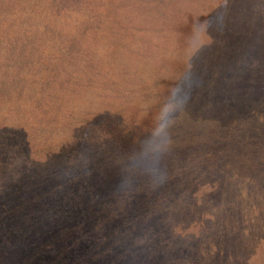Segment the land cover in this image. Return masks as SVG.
<instances>
[{"label":"rangeland","instance_id":"374dc122","mask_svg":"<svg viewBox=\"0 0 264 264\" xmlns=\"http://www.w3.org/2000/svg\"><path fill=\"white\" fill-rule=\"evenodd\" d=\"M19 16L62 30L36 45L70 76L34 70L20 107H46L16 161L1 129L24 92L7 64ZM73 35L109 52L95 78L64 59ZM263 40L264 0H0V264H264V116L228 124L264 108Z\"/></svg>","mask_w":264,"mask_h":264},{"label":"trees","instance_id":"16d2710c","mask_svg":"<svg viewBox=\"0 0 264 264\" xmlns=\"http://www.w3.org/2000/svg\"><path fill=\"white\" fill-rule=\"evenodd\" d=\"M80 3H81L80 6H84L88 4L87 1H81ZM47 25H49L50 27L47 28L46 27ZM9 27H10L11 32H10V37H9V42H8V52H7L8 53V56H7L8 63L7 62L6 63L8 64V67H11L13 66L15 62H18L19 68L13 71L14 73H11L9 71L8 73L13 80L16 79V81H18L19 83V87L14 89L16 90L15 92H19V91H24V92L20 95L22 99H19L17 102H15L13 104L12 111L7 112L6 115L4 116L5 122H4V127L3 129H1V131L4 130L3 134L7 136L6 138H3V141H4L3 144L7 148L6 152H4L6 153V158L8 159L11 158L16 161H20L24 158H28L27 156L31 153L30 151L32 150V141L35 136V132H37V134L40 132V128H41L39 125L40 120L36 119L37 109H45L46 107V105L45 106L43 105L44 104L43 97L39 95L36 96V94L33 95L31 98L32 108H30V112H28L29 110H25L20 107L26 101H28L26 97L27 88L32 86L33 82L35 83L37 82V80L34 78V75H35L34 70L36 69V72L41 76L50 74L51 81L53 82H56V81L62 82L64 80L69 81L70 74L69 73L65 74L64 71L61 70L60 67H58V65H56L52 61L45 59L43 57L44 54H42L39 51V48L37 49V45H36V43L41 42V40L45 41L46 36L47 35L51 36L52 32H56V31L62 32V30L54 29L50 25V23L48 21H45L43 18L29 17V16H19L18 20H16L14 23L10 22ZM46 31H48V33ZM255 32L262 33V29H258ZM77 33H80V32H77ZM72 40L73 41L70 42L71 50L67 52V55L64 57V59L67 58L69 60H77V59L86 60L84 61L85 62L84 67H81L79 69L80 70L79 73L85 74V71H87L89 80L91 78H95V75L98 74V70H100V67L103 68L105 64L102 57L104 58L105 56H107L109 52L98 53L96 51H92L90 55H87L85 48L81 46L82 44L81 42L78 41V38L76 35H73ZM123 45H125L126 47L122 45H117L111 49V51L113 52L115 56L124 53V51H127L130 47L129 45L125 43H123ZM258 48L264 52V42L262 44V47H258ZM113 54H111V57L114 61H116ZM220 55L222 54H219V56ZM105 58L108 59L109 61L111 60L109 57H105ZM249 59L250 60L254 59V53H249ZM3 62L5 63L4 60ZM256 63L258 64V62ZM67 65H70V64L67 63ZM90 67L94 69L93 72L91 73H90ZM83 68L85 69V71H81L83 70ZM222 71H223V68H219L218 70H216V74H220L222 73ZM259 72L260 74H262L261 71ZM174 79L175 77L172 79L173 83L175 82ZM89 80L87 82V85L89 83ZM182 80L185 81L184 78ZM182 80L180 77L179 79H177V83ZM261 80H264V77H262ZM187 84L188 85L185 84V87H188L189 90L195 91L197 89L196 84H192V83H187ZM43 85H50V84L45 83ZM42 87H45V86H40L39 88L42 89ZM46 87H51V86H46ZM263 87L264 85L262 84L260 89H262ZM58 88L60 89L66 88V91L71 92L70 86H66V85L63 86L61 83L58 84ZM58 88H54V89H58ZM54 89H52L53 92H55ZM44 90L46 89L43 88L41 93H43ZM8 91H4V93L7 94ZM231 96L223 97L224 103L227 104L225 106L227 108V112H230L229 109L230 110L235 109L234 107L231 106V103H230ZM178 98L179 97L177 95H174L172 97V100L177 101ZM54 99H55V96H52L51 101L56 111L57 107L59 106L58 103L60 102H57L56 100L54 101ZM56 99H58V96ZM261 101L262 100L260 99L258 100L259 102L258 107L255 105L252 106L248 103L243 102L241 104L242 110H240L239 114L235 115L234 113H231L229 115L230 122L228 124L238 125L241 133L245 134L247 129L244 127V123H243L244 118L247 117V118L256 120V119H260V118H257L258 116L259 117L264 116V108H260ZM77 137L78 135H76V138ZM107 137L112 139V136L110 134L107 135ZM107 142L108 141H102L101 146L108 145ZM92 145L93 146L95 145L96 147L99 148V146L96 145L95 143ZM109 145H116L118 149L122 148L121 144H109ZM226 148L229 151V148L228 147ZM20 149H22V154L16 152ZM82 154H84V152ZM220 163L222 164H217L218 165L217 168H220L222 170L224 169L223 166H226L228 168L227 166L229 164L228 160L226 161L223 160Z\"/></svg>","mask_w":264,"mask_h":264}]
</instances>
